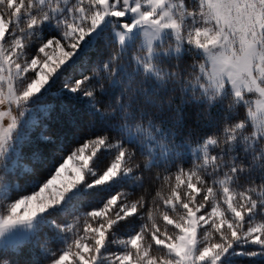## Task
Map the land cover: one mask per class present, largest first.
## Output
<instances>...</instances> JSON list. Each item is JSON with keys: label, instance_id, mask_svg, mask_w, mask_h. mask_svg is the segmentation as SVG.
Instances as JSON below:
<instances>
[{"label": "snow or ice", "instance_id": "6c2138e0", "mask_svg": "<svg viewBox=\"0 0 264 264\" xmlns=\"http://www.w3.org/2000/svg\"><path fill=\"white\" fill-rule=\"evenodd\" d=\"M0 264H264V0H0Z\"/></svg>", "mask_w": 264, "mask_h": 264}, {"label": "trees", "instance_id": "16d2710c", "mask_svg": "<svg viewBox=\"0 0 264 264\" xmlns=\"http://www.w3.org/2000/svg\"><path fill=\"white\" fill-rule=\"evenodd\" d=\"M56 101L54 99L49 100V103H55ZM39 118V117H38Z\"/></svg>", "mask_w": 264, "mask_h": 264}]
</instances>
